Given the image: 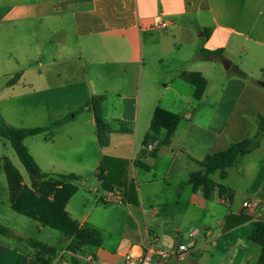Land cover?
<instances>
[{"label": "crops", "instance_id": "1", "mask_svg": "<svg viewBox=\"0 0 264 264\" xmlns=\"http://www.w3.org/2000/svg\"><path fill=\"white\" fill-rule=\"evenodd\" d=\"M249 6V0H0L3 75H18L13 84L8 81L7 91L15 100L31 88L46 124L43 114H34L28 127L51 128L30 137L33 160L47 175L75 176L83 193L103 205H110L102 201L109 192L102 186L107 176L114 186L110 193L120 192L128 208L123 236L109 241L86 227L87 212L78 217L71 205L80 194L75 185L65 211L80 228L99 231L101 245L71 249V238L62 234L63 245L52 247L55 255L48 264H88L87 257L95 264H123L130 248L150 251L155 260L158 251L175 253L164 264H256L261 247L249 236L254 222L264 221V180L255 190L251 186L264 160L255 161L253 151L264 143V133L248 155L223 171V179L221 171L210 175L212 180L217 174L219 181L213 182L209 200L184 184L201 171L199 162L249 137L252 121L264 116V93L254 89L241 93L249 104L227 103L228 81L218 75L216 64H227L229 52L242 47L237 22L246 13L254 17V45L264 46V21L258 22L264 0L254 10ZM199 50L221 55L198 61ZM156 108L178 115L179 123L167 145L161 144L165 131H159L149 153L144 145ZM96 116L109 129L104 147L96 136ZM119 125L129 131L119 132ZM241 171L248 188L238 200L228 178ZM220 186L232 194L227 203L217 193ZM252 197L262 202L257 215L242 208ZM239 216L249 220L234 226ZM180 245L189 252H178ZM20 246L0 239V264H42L33 257L38 250Z\"/></svg>", "mask_w": 264, "mask_h": 264}, {"label": "trees", "instance_id": "2", "mask_svg": "<svg viewBox=\"0 0 264 264\" xmlns=\"http://www.w3.org/2000/svg\"><path fill=\"white\" fill-rule=\"evenodd\" d=\"M206 36L208 35L207 31ZM221 51L204 52L199 50L196 58H206L220 56ZM238 75H245L238 72ZM18 75H15L9 81L13 84ZM204 82L202 80V86ZM196 91V97L199 98L203 87ZM94 104H97L94 102ZM97 117V116H96ZM96 119V136L101 147L107 145L108 142V127L99 116ZM179 123V116L167 112L161 108H156L152 115L150 124L151 134H158L159 131H165V137L161 144H169L174 131ZM54 123L53 125H57ZM257 131L251 136L239 142L232 143L226 150L214 153L198 164L201 171L191 175L184 183L190 185L194 189H200L205 199H210L216 190V186L210 179V175L216 171H221V178H224L223 171L226 168L232 167L239 157L248 155L253 148V142L261 133H264V116L257 119ZM50 127H35V128H16L5 124L0 118V137L9 142L11 148L18 157L20 163L25 169L29 185L23 184V178L19 171L12 165L9 159L3 158L2 172L6 178L8 188V201L10 209L21 216L36 221L43 227L55 230L63 234L65 237L71 238L69 247L74 249L78 245L99 247L102 242V235L95 229L80 228L65 211L66 204L76 194L77 188L72 184L76 180L73 175L50 176L42 173L30 155L28 149L24 145V140L29 137H35L47 133ZM118 131L121 133L128 132L129 129L123 125H119ZM149 136L146 137V140ZM105 158L102 159V164ZM108 177L105 176L102 181V186L105 188ZM264 180V167H261L257 177L252 183V190H255ZM106 189V188H105ZM107 190V189H106ZM217 193L219 196H226L231 200V192L223 186L218 187ZM249 220L246 216H239L233 224L234 226L241 225ZM229 229L226 227L225 230ZM0 234L11 235L7 228L0 226ZM17 242L38 250L39 257L36 260L42 264H48L55 255L54 248L40 245L30 239H25L20 236H13ZM249 241L261 247V254L256 264H264V221L256 220L253 225V230L249 236ZM47 256V259H44Z\"/></svg>", "mask_w": 264, "mask_h": 264}, {"label": "rangeland", "instance_id": "3", "mask_svg": "<svg viewBox=\"0 0 264 264\" xmlns=\"http://www.w3.org/2000/svg\"><path fill=\"white\" fill-rule=\"evenodd\" d=\"M248 1V0H247ZM250 6L254 10L255 4L258 3V0H249ZM9 5L8 7H10ZM247 8V7H246ZM255 16V15H254ZM253 15H248L247 13L237 22V25L242 28L243 36L240 39L242 47L232 49L229 52V57L225 59L231 63L230 70H225L223 62L220 60L216 61V64L219 67L218 75H221L227 80V103L229 104H249L248 97L241 94L243 89L250 88L261 93H264V87L261 86V83H264V46L259 47L254 45L253 39L256 36L255 31L251 30V27L254 23ZM264 21V17H260L258 22ZM261 25H264L260 23ZM201 61L200 59H196ZM2 61L0 62V93L2 92L3 99L0 103V118L1 120L10 126L16 128H30V119L31 115L34 114H43L42 124H46L44 118V112L42 107H40L38 95L34 94L29 87H25L23 91L25 96H21L17 99L11 97V93L7 91V83L14 77V73L11 75H3L5 69H3ZM244 72L245 76L242 77L238 75V72ZM208 75V74H207ZM215 75L216 72H215ZM20 89V88H18ZM29 94V95H27ZM11 97V98H10ZM264 112V111H262ZM74 112H70L72 114ZM252 131L251 137L257 131L256 122L252 121ZM24 145L28 149L31 148V138H26ZM255 154V161L264 160V143H261L259 148L253 151ZM7 158L10 160L12 165L19 171L23 178V184L29 185L28 175L20 163L15 152L11 148L8 141L0 137V226L7 228L11 235H2L0 234V239H4L6 243L19 246L23 245L16 240L13 236H20L25 239H30L32 241H37L40 244L48 245L55 248H61L63 245L65 237L58 231L51 230L47 227H43L38 224L36 221L28 219L24 216L14 213L9 207L8 201V188L6 183V178L2 172V159ZM212 181L217 183L219 181L218 175L215 174L212 177ZM228 182L235 188L237 199L243 198L245 196L246 190L248 188L247 182L248 177L243 171L236 176L233 174L229 175ZM72 184L76 185L79 188L80 194L75 196L72 199L71 205L74 206L78 211V217H82L86 212L88 213V219L86 221V227H92L98 229L107 240L117 242L123 236L124 225L126 222V211L128 208L126 206L118 207L114 204L103 205L98 201L95 202V199L90 197L88 194H84L81 182L75 180ZM114 186L111 184V181L108 179L105 185V188L109 192L113 191ZM119 188V187H116ZM122 188V187H120ZM124 188V187H123ZM140 188V187H139ZM134 186H132V190ZM121 191V189H119ZM122 192V191H121ZM132 191L130 196H132ZM128 194V193H127ZM83 200H81V198ZM85 207L86 210L82 211ZM219 211H223L222 208H218ZM82 213V214H81ZM80 222V219L79 221ZM203 222L198 225V228H202ZM36 227L40 230L37 231ZM213 229L215 224L210 225ZM25 246V245H24ZM27 248H30L26 246ZM32 249V248H30ZM33 250V249H32ZM86 251H92V248L87 247ZM34 258L39 257V255H33Z\"/></svg>", "mask_w": 264, "mask_h": 264}, {"label": "built area", "instance_id": "4", "mask_svg": "<svg viewBox=\"0 0 264 264\" xmlns=\"http://www.w3.org/2000/svg\"><path fill=\"white\" fill-rule=\"evenodd\" d=\"M160 28H165V23H159ZM158 136V134H151L145 142L144 148L147 152L152 153L154 151V139ZM224 203L228 202L226 197L222 198ZM102 201L107 204H115L117 206L124 205V198L122 194L118 191H114L112 193L108 192L102 196ZM262 202L258 197L248 198L246 201L242 203V208L252 214L257 215ZM193 236V235H191ZM178 252L180 253H188L189 247L187 245H180L178 247ZM175 253L166 252V251H158L155 255L158 257V260L154 259L153 253L150 251L142 252L138 249H128V251L123 255V264H164L170 257ZM86 261L88 264H95L91 257H87Z\"/></svg>", "mask_w": 264, "mask_h": 264}, {"label": "water", "instance_id": "5", "mask_svg": "<svg viewBox=\"0 0 264 264\" xmlns=\"http://www.w3.org/2000/svg\"><path fill=\"white\" fill-rule=\"evenodd\" d=\"M225 63H227V64H224V63H223V65H224V69L227 70V69H228V66H229V62L227 61V62H225ZM261 86L264 87V83H261Z\"/></svg>", "mask_w": 264, "mask_h": 264}]
</instances>
